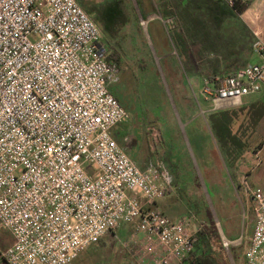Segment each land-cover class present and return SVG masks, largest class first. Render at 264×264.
I'll return each mask as SVG.
<instances>
[{
    "label": "built area",
    "instance_id": "obj_1",
    "mask_svg": "<svg viewBox=\"0 0 264 264\" xmlns=\"http://www.w3.org/2000/svg\"><path fill=\"white\" fill-rule=\"evenodd\" d=\"M101 35L79 0H0L6 264H69L125 224L157 238L162 250L150 264H196L191 218L172 220L155 204L170 193V175L155 163L139 168L113 136L129 113L108 88L118 71L105 60ZM254 35L252 49L264 58V40ZM262 88L264 62L201 76L199 89L214 112ZM250 197L256 216L244 262L264 264V188Z\"/></svg>",
    "mask_w": 264,
    "mask_h": 264
},
{
    "label": "rangeland",
    "instance_id": "obj_2",
    "mask_svg": "<svg viewBox=\"0 0 264 264\" xmlns=\"http://www.w3.org/2000/svg\"><path fill=\"white\" fill-rule=\"evenodd\" d=\"M112 1L79 0V3L94 19L98 14L97 8ZM115 1L127 22L114 27L116 30L111 43L120 50L122 61L116 73L117 80L109 85L117 91L119 102L129 113L128 120L117 128L126 136L123 139L119 137L117 142L125 148L131 160H137L141 153L153 163L162 160L165 167L177 175L178 181L185 182L188 173L193 176L195 172L208 201L214 198L215 187L223 189L225 180L233 182L237 201L243 205L245 192L264 188V115L257 117L255 114L257 100L264 99V88L244 96L241 105L227 108L235 115L230 128L239 143L222 138L211 124L209 114L212 112L207 111L209 104L203 100L200 89H197L198 79L186 73V70L190 72V67L187 64L185 68L174 29L178 21L185 32H189L187 36L190 40L202 43L201 55L204 53V58L199 59L200 62L206 57H220L219 60L224 62L227 56H220L221 51L217 46L229 43L236 60L262 63L264 58L253 51L252 44L255 40L254 32L264 40V0H251L241 14H221L218 16L220 20L214 19L207 26L203 25L204 12L207 11L203 0ZM91 8H95V11L89 12ZM147 13L162 17L164 21V25L158 20L149 24L148 47L143 44L136 28V21L142 23ZM184 17L187 25L184 24ZM100 41L104 47L107 46L104 35H101ZM238 43L245 48L241 50ZM210 51L214 52L211 54ZM142 58L144 67H141ZM191 89L196 91L198 103L206 111L204 114ZM178 126L183 138L193 148V168L186 161H172L171 143L179 138ZM194 126H202L201 130H204L198 137L195 136L199 138L201 150L193 141L191 129ZM134 144L140 147L139 153ZM129 147L132 148L131 152ZM224 241L227 242V246L224 243L223 246L226 248L228 264H242L247 245L243 248V243H238L237 255L231 242ZM161 250L154 235L145 234L136 229L134 224H125L115 233H106L99 242L86 247L69 264H150Z\"/></svg>",
    "mask_w": 264,
    "mask_h": 264
},
{
    "label": "crops",
    "instance_id": "obj_3",
    "mask_svg": "<svg viewBox=\"0 0 264 264\" xmlns=\"http://www.w3.org/2000/svg\"><path fill=\"white\" fill-rule=\"evenodd\" d=\"M142 20L141 28L146 41H149V24L151 21L158 20L162 25L164 21L162 17H157L152 13H147L144 15ZM170 19V18H169ZM168 18L166 20H169ZM205 64L209 67L208 69L221 72L224 71L226 63H222L220 60H214L211 57H206L204 59ZM200 88V78L197 83ZM184 111V110H183ZM202 126L192 127V135H194V144L199 147L201 144L198 143L199 138H197L202 132ZM130 126L127 128V130ZM116 128L113 129V136L117 140L121 137V134H115ZM133 131V130H132ZM204 131V130H203ZM177 134L178 139L171 143L172 146V161H186V164L193 168L194 164V154L191 143L186 141L182 136L180 127L178 126ZM198 135V136H197ZM126 135H123L122 139ZM197 136V137H195ZM135 145V144H134ZM137 152H140V147L135 145ZM125 151V148H123ZM131 152L132 148L129 147ZM126 152V151H125ZM127 153V152H126ZM138 157L137 160H132L135 164L141 168H146L150 163V158H146L143 153ZM161 159V158H159ZM164 171L168 172L171 178L172 188L169 194L163 198L156 201V206L170 219L176 220L184 216H189L191 218V230L196 232L198 230H206L204 236H210L202 242L198 243L194 248V253L196 255H201L205 253L211 254L217 264H228V258L226 256V248L223 246V240H228L231 242V247L237 252L238 255V243H243V248L248 244L249 239L252 235L255 216H256V205L250 197V193H244L245 198L243 199V205L237 201L236 197V186L233 182L228 180L224 181V188L220 189L218 186L213 189V197L210 198V202L206 197V192L204 191L203 185L200 183V179L194 172L193 176L189 173L186 177V181H178L177 175L171 170L165 167L162 160H157L155 162ZM173 163L170 164V166ZM175 165V164H174ZM245 182V179L243 178ZM249 192V191H247ZM241 200V199H240ZM213 224L217 236L219 238L213 237V234L207 228ZM205 232V231H204ZM12 242V236L10 233L1 227L0 232V264H6L2 257V252L7 248ZM80 254V253H79ZM242 264H245L243 261Z\"/></svg>",
    "mask_w": 264,
    "mask_h": 264
},
{
    "label": "trees",
    "instance_id": "obj_4",
    "mask_svg": "<svg viewBox=\"0 0 264 264\" xmlns=\"http://www.w3.org/2000/svg\"><path fill=\"white\" fill-rule=\"evenodd\" d=\"M203 1L205 3V6H206L205 11L207 9V11L204 12L205 24H203L206 26L209 22L211 23V21H214V19L220 20L218 18V16L221 14H223V15L230 14L231 16H236V15L241 14L250 4V2L241 3L239 0H234L231 3V5H226L221 0H203ZM137 2H138V0H137ZM93 10L95 11V8L89 9V12H91ZM97 12H98V14L94 17L93 20L99 26L101 33H102V35H104L105 40L107 42V46L105 47V60L111 66H113L117 71H119L120 66H121V61H122V55L120 53V50L111 43V39L113 38V33H115L114 31L116 30L114 28L115 25H117V24H118L117 26L122 25V24L124 25L127 22V19L124 18L123 11L118 7L115 0L107 3L102 8H97ZM191 16H193L192 13H191ZM185 18L186 17H184V24L187 25V23H185V20H186ZM136 28H137L138 33L142 37L143 44L146 47H148V42L146 41V39L143 35V31H142L141 24H140L139 20L136 21ZM201 29H203L202 31H206L207 27H206V29L205 28H201ZM174 33H175V36L177 37L176 41L180 44V50H182V53H183V58L185 61L184 62L185 68H187V64H188V67H190V72H188L186 70V73L189 75H193L197 79L201 78V76H207L209 78H212L215 75L226 74V73L232 72L235 69L246 64L245 61H239V60L235 59L236 58L235 53H233V49H232L231 44H229V43L225 44L224 43L221 46L218 44L217 48L220 49V51H221L220 56L221 55L227 56L226 60H224V62L222 61V63H226V65L224 67V71H221V72L212 71V70L208 69L209 65L207 66V64H205V62L203 60H202V62H200L201 58L202 57L204 58V56H203L204 53H202V55H201L202 43L200 41H197V40H195V41H193L192 39L190 40L187 36V34L189 32L186 33L185 29L181 25L178 24V21H177V24L175 26ZM247 37H248V35H247ZM212 44H214V42ZM238 45L241 48V50L243 48H245L242 46V44L240 45L238 43ZM216 49H214V51ZM214 51H210V53L212 54V52H214ZM199 55H200V57H199ZM219 59H220V57L214 58V60H219ZM141 63H143L141 65V67H144L145 63H144L143 58L141 59ZM141 63H139V64H141ZM108 88L111 91V93L119 101L117 91H115L113 88H110V85H108ZM255 106H256V111H255L256 116L258 117V116L264 115V99H261V100L258 99L257 104H255ZM230 111H231L230 109H222V110L214 111V112L210 113L209 116H210L212 126L218 131L219 135L222 138H228V140L230 142L232 141L233 143L236 144V143H239L238 139H237L236 135L232 133L231 128H230V125L232 124V122L235 119V115H234V113L232 114V112H230ZM125 122L120 123L115 128L117 129L120 125L124 124ZM118 133H120L121 137H123V134L121 133V131L117 129L115 134H118ZM207 230H210L212 232L213 237L219 238V236H217V234H216V230H215L213 224H210V226L207 228ZM204 231L198 230L195 232L196 242H195L194 248L198 243H200V242L203 243V241L206 239V237L210 238V236H204L205 233L207 232L206 230H204ZM107 233H110V232H107ZM111 233H115V231H111ZM189 260L192 263H196V264H217V262L211 256V254L205 253V254H201V255H196L194 253V250L192 251Z\"/></svg>",
    "mask_w": 264,
    "mask_h": 264
}]
</instances>
